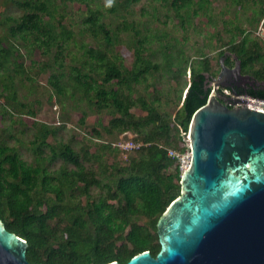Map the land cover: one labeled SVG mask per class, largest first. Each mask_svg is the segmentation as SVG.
Wrapping results in <instances>:
<instances>
[{
	"label": "trees",
	"instance_id": "trees-1",
	"mask_svg": "<svg viewBox=\"0 0 264 264\" xmlns=\"http://www.w3.org/2000/svg\"><path fill=\"white\" fill-rule=\"evenodd\" d=\"M151 1L171 9L184 31L193 26V18L203 17L205 25L213 27L220 18L212 15L214 0ZM223 1L228 12L232 7L235 12L249 9L250 25L257 27L264 19V0ZM138 2H3L21 14L0 16V129L7 139L26 146L31 159L22 157L19 146L0 140V219L9 232L27 242L30 263H125L144 251L154 257L160 249L156 223L179 196L182 174L167 151L185 150L192 116L210 93L204 90V74L212 67L204 54L196 65L190 64L181 49L171 62L167 50L166 61L189 68L190 80L181 106L172 115L161 112L160 99L151 95L147 83V76L159 66L144 57L145 44L153 35L130 39L134 61L129 67L115 49L122 33L140 34L128 18ZM236 16L220 20L230 39L218 52L217 63L228 51L243 71L264 82V41L241 27ZM231 56L225 65L234 64ZM48 71L49 102L55 100L63 111L80 110L79 126L85 125L89 113L97 115L87 144L78 149L58 135L63 123L59 127L36 120L38 99L19 95V87L36 94L38 77ZM142 84L145 93L139 91ZM247 94L264 99V87ZM26 122L34 131L22 142L18 135L24 131L15 125L24 127ZM129 132L132 141L142 145L125 152L122 161L117 145L122 137L108 140ZM118 156L122 160L117 161Z\"/></svg>",
	"mask_w": 264,
	"mask_h": 264
},
{
	"label": "water",
	"instance_id": "water-1",
	"mask_svg": "<svg viewBox=\"0 0 264 264\" xmlns=\"http://www.w3.org/2000/svg\"><path fill=\"white\" fill-rule=\"evenodd\" d=\"M218 61V76L204 88L207 101L190 121L179 196L156 223L159 251L106 264H264V112L241 103L238 92L218 90L232 88L231 77L250 78L230 52ZM27 245L0 219V264H33Z\"/></svg>",
	"mask_w": 264,
	"mask_h": 264
},
{
	"label": "rangeland",
	"instance_id": "rangeland-1",
	"mask_svg": "<svg viewBox=\"0 0 264 264\" xmlns=\"http://www.w3.org/2000/svg\"><path fill=\"white\" fill-rule=\"evenodd\" d=\"M108 0H102L104 4ZM4 0H0V16L2 12L13 13L15 15L21 14V11L16 9L11 4H5ZM212 6V15H219L220 18H217L218 23L216 27L205 25L206 19L203 17L193 18L192 24L190 27L184 31L179 23L177 18L174 16V12L169 9L163 3L155 2L151 0H139L137 4H134L131 8V14L129 15V20L138 25L137 30L140 31L138 37L134 34V31H128L121 34V43L116 46L115 49L120 51L124 57V63L129 67L134 61L133 48L131 47L130 39L138 38L141 39L145 35H153L149 42L145 44L144 57L152 61V63L157 64L159 69L156 72H152L147 76V83H149V92L151 95H157L160 99V111L172 115L179 106L182 104V98L184 92L189 84L190 80V69L182 66L180 63L179 67L177 64L172 66L169 62L166 61V52L171 50L167 55L171 62L175 61L177 50H182L185 58L189 60L190 64L196 65L200 60L202 54L208 57L211 62L212 73L214 75L219 74V63H217L216 57L219 51H222L226 48L227 43L230 39V35L223 30L221 19H233L237 13L236 18L240 20V26L245 27L246 29L252 31V36H256V25H250L246 20L250 14L249 9L240 10L235 12V7H232L230 12L226 11L225 3L223 0H214ZM78 6H74L73 9H77ZM225 12L219 14V12ZM230 28V26H226ZM145 28H148V31L145 32ZM1 33V29H0ZM213 33V36H211ZM162 35H166L165 39L159 41L158 38ZM257 37V36H256ZM260 38V37H258ZM264 41V39H259ZM165 45L168 47L165 48ZM173 47V49H171ZM264 52V45L262 46ZM165 55V56H164ZM36 54V58H37ZM27 62V60H26ZM177 65V66H175ZM49 71L42 73L38 77V89L36 94H28L24 88L19 87V95H27L29 100L34 98L40 101V106L37 109L36 120H39L43 123H48L49 125L59 126L64 125L58 131V135L62 138L64 142H71L73 147L78 149L82 145L87 144L88 133H91V128L97 121V115L89 113V118L86 119L84 126H79L80 119V110H71L66 108V110H61L60 105L55 101H48L49 94L51 93V88L47 85V77ZM140 93H145L144 84L139 87ZM157 93V94H156ZM108 118H105L103 123L106 124ZM27 125L20 127L15 125V129H21L24 131V134L20 133L18 135L19 140L25 142L28 138L31 137L33 127L26 122ZM95 127V126H94ZM22 136V137H21ZM21 137V138H20ZM123 141H128L132 139L134 135L132 133H125L117 138L110 139L108 141L116 142L119 138ZM187 138V136L185 137ZM7 139L5 135L1 132L0 129V140ZM7 141L12 145L19 146L14 140L7 139ZM22 157L26 160H30L31 156L26 149V146L20 147ZM118 156L117 161L122 160ZM124 161V159L122 160Z\"/></svg>",
	"mask_w": 264,
	"mask_h": 264
},
{
	"label": "built area",
	"instance_id": "built-area-1",
	"mask_svg": "<svg viewBox=\"0 0 264 264\" xmlns=\"http://www.w3.org/2000/svg\"><path fill=\"white\" fill-rule=\"evenodd\" d=\"M255 35L257 37H260L261 39H264V19L261 20L260 24L256 27V33ZM259 38V39H260ZM224 92V93H223ZM223 94L230 95L229 91L227 89H223ZM238 100L241 103H245L250 109L264 112V99L263 98H257L254 96H250L246 93H241L238 95ZM187 136V135H186ZM185 150L183 152H178L173 149H170L167 151L168 157L175 159L177 163L179 164V168L181 171H183L189 164L190 160V146L189 141L187 138H185ZM119 148L121 149L122 158L126 159L125 152L131 151L133 149H138L139 146H141V143H134L132 139L130 138L128 141L121 140L117 143Z\"/></svg>",
	"mask_w": 264,
	"mask_h": 264
},
{
	"label": "flooded vegetation",
	"instance_id": "flooded-vegetation-1",
	"mask_svg": "<svg viewBox=\"0 0 264 264\" xmlns=\"http://www.w3.org/2000/svg\"><path fill=\"white\" fill-rule=\"evenodd\" d=\"M218 63H219V61H218ZM233 66H234V64L232 66H228V67L232 68ZM219 71H220V66L218 69V73H219ZM241 75H243V76L249 75L250 78L249 79H242L238 76L231 77L228 79V81L226 83L233 85V87L232 88H230V87L219 88L218 90L220 92H223V89H227L230 92L229 94L231 95V94H233V92H238V93L246 92L247 93L248 91H252V90L257 89L259 87H261V88L264 87L263 81L256 79L254 76L246 73L242 69H241ZM217 76H218V74L214 75V73H212V72L209 73V78L205 77L206 79L204 81V88L209 84V82L212 80V78H216Z\"/></svg>",
	"mask_w": 264,
	"mask_h": 264
},
{
	"label": "clouds",
	"instance_id": "clouds-1",
	"mask_svg": "<svg viewBox=\"0 0 264 264\" xmlns=\"http://www.w3.org/2000/svg\"><path fill=\"white\" fill-rule=\"evenodd\" d=\"M110 2H111V0H110Z\"/></svg>",
	"mask_w": 264,
	"mask_h": 264
}]
</instances>
